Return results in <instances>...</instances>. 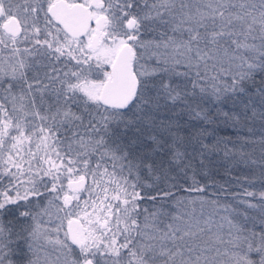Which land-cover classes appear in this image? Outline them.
<instances>
[{
    "label": "snow or ice",
    "instance_id": "obj_1",
    "mask_svg": "<svg viewBox=\"0 0 264 264\" xmlns=\"http://www.w3.org/2000/svg\"><path fill=\"white\" fill-rule=\"evenodd\" d=\"M0 264H264V0H0Z\"/></svg>",
    "mask_w": 264,
    "mask_h": 264
},
{
    "label": "trees",
    "instance_id": "obj_2",
    "mask_svg": "<svg viewBox=\"0 0 264 264\" xmlns=\"http://www.w3.org/2000/svg\"><path fill=\"white\" fill-rule=\"evenodd\" d=\"M244 174H245V175H251V173H249L248 170H245V171H244ZM224 179H227V177H224Z\"/></svg>",
    "mask_w": 264,
    "mask_h": 264
}]
</instances>
